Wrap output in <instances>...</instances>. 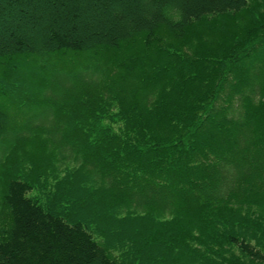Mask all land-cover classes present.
Returning a JSON list of instances; mask_svg holds the SVG:
<instances>
[{"label":"trees","instance_id":"16d2710c","mask_svg":"<svg viewBox=\"0 0 264 264\" xmlns=\"http://www.w3.org/2000/svg\"><path fill=\"white\" fill-rule=\"evenodd\" d=\"M0 100V264H264V0H0Z\"/></svg>","mask_w":264,"mask_h":264},{"label":"rangeland","instance_id":"374dc122","mask_svg":"<svg viewBox=\"0 0 264 264\" xmlns=\"http://www.w3.org/2000/svg\"><path fill=\"white\" fill-rule=\"evenodd\" d=\"M28 61L31 63V59H28ZM26 62V61H25ZM32 65V64H31ZM31 65H29V66H26L27 68H29ZM22 72H24V73H26V69L25 68H23L22 70H21ZM5 102L4 101H2V100H0V106H4V108L2 107V109H4V110H8V112H9V117H10V124L11 123H15L16 121H18V118H17V120L15 121V122H12V121H14L16 118H13L15 115L14 114H16L17 112H21V111H24V108H21L20 107V109H18V108H12V106H9L8 104L6 105V107H5ZM14 115V116H13ZM21 118L23 117V116H20ZM11 119H13L12 121H11ZM19 120H20V118H19Z\"/></svg>","mask_w":264,"mask_h":264}]
</instances>
